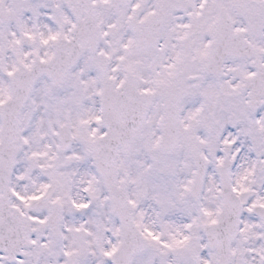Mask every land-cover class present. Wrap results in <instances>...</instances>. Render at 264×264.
Returning a JSON list of instances; mask_svg holds the SVG:
<instances>
[{
  "label": "snow or ice",
  "instance_id": "obj_1",
  "mask_svg": "<svg viewBox=\"0 0 264 264\" xmlns=\"http://www.w3.org/2000/svg\"><path fill=\"white\" fill-rule=\"evenodd\" d=\"M0 264H264V0H0Z\"/></svg>",
  "mask_w": 264,
  "mask_h": 264
}]
</instances>
